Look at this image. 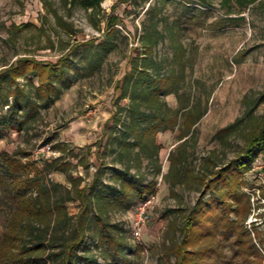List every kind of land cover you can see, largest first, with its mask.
<instances>
[{"label":"rangeland","instance_id":"obj_1","mask_svg":"<svg viewBox=\"0 0 264 264\" xmlns=\"http://www.w3.org/2000/svg\"><path fill=\"white\" fill-rule=\"evenodd\" d=\"M54 1L64 19L73 24V33L57 23L42 0H0V69L22 56L56 62L75 41L96 38L100 42L105 38V18L110 13L119 17V30L111 37L118 46L101 52V58L94 47L90 51L79 45L71 51L70 58L76 64L70 72L72 85L41 109L42 117L33 120L28 132L10 129L0 137V154L18 152L25 161H34L33 169L37 167L44 180L51 186V181L57 183L51 188L59 198L76 197L75 187L90 184L97 173L98 189L116 186L119 182L115 174L129 167L131 178L154 183L155 191H146L142 196L133 192L129 205L117 204L104 210L101 218L92 219L86 228L85 245L101 263L176 264L173 249L183 235V218L201 197L195 175L205 169L211 152L216 151L221 164L244 145L241 125L227 143L216 138V133L243 115L242 99L247 92H264V0L248 6L234 1L224 5L222 0H104L102 11L95 14L81 7L70 11L60 0ZM230 7L232 12L228 11ZM22 24L28 25L18 28ZM155 36L159 42L153 46L155 62L151 71L184 70L183 102L191 97L193 102L202 101L207 106L195 125V137L190 138L188 159L181 164L184 183L174 188L168 174L169 156L181 142L182 123L158 133L157 141L162 146L160 167L143 153L142 159L138 158V147H120L124 125L130 122L131 100L121 96L118 84L132 69L136 57L146 54V39ZM176 38L187 49L182 60L175 57ZM18 81L33 94L32 81L35 86L39 83L34 74L21 76ZM165 99L173 108L181 104L176 93ZM255 113L258 117L264 114V103ZM256 158L254 164L262 159V165L256 169L251 166L241 174L242 190L252 203L246 224L251 230L254 228V243L264 256V244L260 242V237L264 239V150ZM211 194L213 191L203 199ZM151 195L155 196L151 204L153 218L136 237L137 206ZM4 199L0 203V242L17 207L9 185ZM81 205L77 198L65 203L73 217ZM232 217L236 218L235 213ZM65 228L68 230L70 225L59 224L55 239L62 240ZM107 237H114L115 244ZM215 248L216 252L207 256L215 264H245L234 237L220 232ZM254 256L259 257V253ZM44 257L37 264H51L56 258ZM257 261L253 264H259Z\"/></svg>","mask_w":264,"mask_h":264},{"label":"trees","instance_id":"obj_2","mask_svg":"<svg viewBox=\"0 0 264 264\" xmlns=\"http://www.w3.org/2000/svg\"><path fill=\"white\" fill-rule=\"evenodd\" d=\"M42 1L57 23L73 33V24L64 19V15L55 7V1ZM103 1L60 0V3L70 11L81 7L95 14L102 11ZM232 1L240 6H248L262 0H222L224 5H230ZM228 11L232 12L233 9L230 7ZM118 20V15L114 13L106 15L103 40L98 43L96 38L75 41L56 62L45 63L35 57L22 56L0 69V137L10 129L28 132L33 120L42 117L41 109L48 107L64 89L72 85L70 72L71 68H76V64L71 60L70 53L77 46L83 45L90 51L94 47L100 58L101 52L107 53L117 47L118 44L111 37L119 30ZM27 25L22 24L18 28ZM157 42L159 40L156 36L149 41L146 39V54L136 57L132 69L126 72L124 79L118 84L122 88L121 96L131 100L128 106L130 122L124 125L120 147L136 146L139 148L138 158L142 159L143 153L160 167L162 146L157 141L158 133L182 123L179 133L181 142L169 156L171 164L168 174L174 188L177 184L184 183L181 164L188 159L190 138L195 137V125L205 114L207 106H203L202 101L193 102L191 97L183 102L185 91L181 81L185 80L182 75L184 70L178 72L173 69L167 73L151 71L155 62L153 46ZM174 42L175 57L182 60L187 49L180 39L176 38ZM29 74H34L39 79L36 86L32 81L34 94L18 81L19 77ZM170 93L178 95L181 102L179 107L173 108L165 99ZM242 103L245 107L243 115L234 123L222 127L215 136L227 143L229 136L241 125L244 145L234 157L221 164L216 159V151L211 152L206 158L205 169L195 175V180L200 185L201 197L183 218V235L173 249L176 264H215L207 256L211 257L216 252L215 244L220 232H224L229 238L234 237L238 254L245 264H253L255 259L259 264L263 263L264 256L252 236L254 228L251 230L246 224L252 211V203L249 195L242 190L241 174L253 166L256 157L264 150V114L258 117L255 113L258 106L264 103V92H247ZM129 137H133L134 141H130ZM30 160L25 161L18 152L5 151L0 154V203L5 201L8 185L17 203L0 242V264H37L45 255L56 257L57 261L53 259L51 264H106L93 257L90 247L85 245L87 226L92 219L101 218L104 210L108 211L120 203L129 205L134 197L133 192L142 196L146 191H153L155 184H146L143 178H131L129 167H126L115 174V179L119 182L116 186L107 185L106 188L98 189L97 173L90 184L75 187L76 197L69 195L59 198L55 189L51 188L57 183L51 181V186L49 181L41 177L37 167L33 169L31 162H35ZM209 191H213V194L203 199ZM72 198L82 202L75 217L69 215L65 207L66 200ZM232 213H235V219ZM60 223H64L65 227L70 225V228L64 229L62 240L58 241L55 239V230ZM106 239L115 244L114 237ZM260 242L264 244L261 237ZM81 248L82 253L79 252ZM254 253H259V257H255Z\"/></svg>","mask_w":264,"mask_h":264},{"label":"built area","instance_id":"obj_3","mask_svg":"<svg viewBox=\"0 0 264 264\" xmlns=\"http://www.w3.org/2000/svg\"><path fill=\"white\" fill-rule=\"evenodd\" d=\"M46 147L48 149H51L50 145H47ZM256 160H257V158H256ZM256 160H255V162H256ZM258 162H260L258 165H255L253 163L252 169H256L257 167L262 165V159L261 160L259 159ZM154 199H155V196L151 195L147 199L145 198L143 201H141L139 203V205L137 206L139 216H138V218L135 222V226H134V234L136 237H139L141 235L144 226H146L147 223L150 220H152V218H153L152 210H151V204L154 201Z\"/></svg>","mask_w":264,"mask_h":264}]
</instances>
